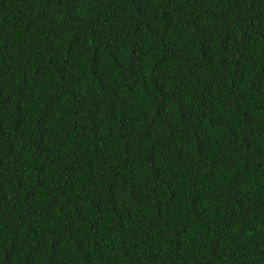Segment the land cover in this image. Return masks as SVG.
<instances>
[{
  "label": "trees",
  "instance_id": "16d2710c",
  "mask_svg": "<svg viewBox=\"0 0 264 264\" xmlns=\"http://www.w3.org/2000/svg\"><path fill=\"white\" fill-rule=\"evenodd\" d=\"M0 264H264V0H0Z\"/></svg>",
  "mask_w": 264,
  "mask_h": 264
}]
</instances>
